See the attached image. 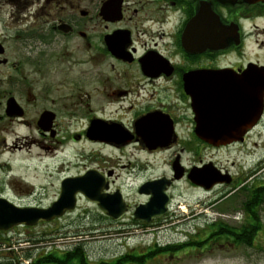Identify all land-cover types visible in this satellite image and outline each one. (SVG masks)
Returning <instances> with one entry per match:
<instances>
[{
  "label": "flooded vegetation",
  "instance_id": "af4514ba",
  "mask_svg": "<svg viewBox=\"0 0 264 264\" xmlns=\"http://www.w3.org/2000/svg\"><path fill=\"white\" fill-rule=\"evenodd\" d=\"M259 19H264V1L0 0V130L14 126L28 130L30 134L21 137L27 147L35 144L51 157H58L65 144L90 146L86 158L92 164L84 166L75 176L93 170L105 177L108 183L105 193L119 191L127 206L120 222L129 219L133 225L148 227L182 216L170 211L174 202L172 188L186 182L204 195L199 198L201 201L198 199L201 211L198 214L191 211V221L219 226L222 235L232 241L230 247L241 240L250 241L256 235L250 224L261 220L256 210L264 203V154L257 155L254 149L259 145L254 137L263 134L264 106L257 123L240 140L215 147L194 134L197 119L192 98L204 96L218 86L211 77L214 72L223 71L230 87L243 78L247 69L250 83L254 78L252 69L264 68L258 59L244 57L246 25L256 30ZM149 114L156 115L140 128L156 130L160 123L166 126L170 122L168 146H147L137 124ZM201 117L206 122L215 116L206 109ZM114 126L118 133L113 132ZM239 127L246 128L240 124ZM106 128L107 133L102 131ZM13 142L7 143L6 137H0L3 151L21 148ZM162 142L156 140L152 144ZM192 145L216 151L233 148L238 158L233 159L230 167L200 156L186 164L181 155ZM250 145L251 150L247 147ZM174 147L179 149L170 158L168 175L161 176L171 180L166 190L169 197L166 213L150 221L136 220L135 208L149 199L139 192L141 185L161 177L142 180L136 189L145 200L131 205L121 187H112L116 175L109 152L119 151L135 162L134 166L141 162L139 171L129 172L132 177L149 168L148 158ZM175 159L183 170L179 179L173 178ZM207 163L223 176V182L209 189L194 185L187 178L191 168ZM23 182L24 177L18 176L14 189L31 193L32 185ZM59 189L60 183L58 193ZM0 198H4L1 193ZM87 202L97 216L113 221L95 203ZM213 209L217 217L208 214ZM239 216L245 220V226L239 229V225L233 224L229 234L225 227L233 223L230 219L239 220ZM17 228L31 227L15 226L0 234H9ZM206 240L208 234L201 240L207 247ZM182 250H168L153 257L180 258Z\"/></svg>",
  "mask_w": 264,
  "mask_h": 264
},
{
  "label": "rangeland",
  "instance_id": "374dc122",
  "mask_svg": "<svg viewBox=\"0 0 264 264\" xmlns=\"http://www.w3.org/2000/svg\"><path fill=\"white\" fill-rule=\"evenodd\" d=\"M255 24L256 30L246 25L248 37L245 42L244 57L255 58L264 63V33L262 32L264 19L257 20ZM261 133L263 134L254 137L259 144L254 148L257 155L264 154V129ZM29 134L28 130L18 126L0 130V137H6L7 143L14 141V145L21 147L19 149L15 147L9 151H3L5 147H0V193L2 197L15 205L46 208L56 200L58 185L63 178L75 176L84 166H91L92 163L86 158L91 147L65 144L63 150L59 152V158L51 157L38 149L35 144L27 147L21 137ZM60 137L61 135L59 136L61 141ZM247 147L249 150L253 148L252 145ZM200 148L198 145L188 146L187 152L181 155L183 162L190 164L200 156L202 159H212L230 167L233 159L238 158L235 157L236 152L233 148L219 151ZM178 149L179 147H174L173 150L163 151L148 158L149 168L143 170V173L133 174L132 177H129V172L133 169L134 173L139 171L141 162H136L137 166H134L135 162L124 158L119 151H110L112 159L110 164L116 175L112 187H121L123 195L131 205L143 203L145 198L137 193V186L142 180L168 175V163ZM106 152L107 150L103 151V153ZM140 159L142 161L143 156ZM18 176L24 177V185L28 186V183L32 185L31 193L30 190L14 189ZM172 191L174 202L170 211L183 214L176 217L178 220L182 218L183 221L180 223L174 219L160 225L142 227L133 225L129 219L122 222L108 221L97 216L93 206L80 197L75 210L66 216L48 223H39L27 230L17 228L9 234H0V257H17V262L27 264L28 261L23 259L26 252L35 256L46 252H55L60 255L68 246L80 242L91 263L112 262L125 253L140 254L169 243L183 244L201 241L205 235L219 230L217 225L210 227L190 220L193 216L190 215L191 211L197 214L201 211L198 199L202 198L203 194H199L186 182L174 186ZM213 212H215L214 209L209 210L208 214L211 217H217ZM256 212L261 220H255L250 224L251 228L256 229V235L249 241L250 244L241 242L235 247H230L228 244L232 241L219 233L218 236L210 237L209 235L208 242L205 241L208 244L207 247L203 246L204 241L192 250L183 246L180 248L183 249L179 254L180 258H169L166 255L147 257L143 259V264H264V203L260 208L257 207ZM93 215L95 218L92 217ZM240 216L239 220L230 219L233 223L225 227L229 234L233 224L239 225V229L245 226L243 224L245 220ZM184 222L185 224H182ZM212 238L214 241L210 242ZM200 251L202 252L199 255Z\"/></svg>",
  "mask_w": 264,
  "mask_h": 264
},
{
  "label": "water",
  "instance_id": "95a60500",
  "mask_svg": "<svg viewBox=\"0 0 264 264\" xmlns=\"http://www.w3.org/2000/svg\"><path fill=\"white\" fill-rule=\"evenodd\" d=\"M257 1L264 0H248L251 3ZM253 72L254 78H251L250 83L248 82L247 69L243 74V78L237 82L234 81L233 86L230 87L227 85L229 83L223 71L214 72V76L211 77L212 80H216L218 86L209 90L204 96L192 98V108L197 119L194 128L196 137L218 147L240 140L247 130L257 123L264 105V68L256 66L255 71L252 69ZM235 83L240 85L234 86ZM247 85H250V88ZM206 109L213 112L215 117L205 122L201 117V113ZM155 115L145 116L137 124V129L142 133L147 146L151 148L166 147L170 144L172 132L170 122L166 126L160 123L159 129L156 128V130L140 128L141 124L151 121ZM239 124L246 126V128L239 127ZM112 130L114 133L119 132L116 126ZM102 131L107 133L108 130L106 128ZM156 140H162L163 142L152 144ZM172 168L174 171L173 178H181L183 170L177 159L173 162ZM187 178L192 184L202 186L205 189L223 182V176L211 163H207L202 167L191 168ZM170 183V179L161 177L142 184L139 192L148 195L149 199L145 204L138 205L135 208L133 217L136 220L150 221L155 217L163 216L167 211L169 202L166 190ZM107 189L108 183L105 177L90 170L81 175L63 178L60 182L56 200L46 208L17 207L6 199L0 198V231H7L20 225L32 227L39 223H48L59 219L66 212L75 209L77 196L95 203L99 209L105 212L106 216L113 221H118L124 216L127 206L119 191L108 194L105 193Z\"/></svg>",
  "mask_w": 264,
  "mask_h": 264
},
{
  "label": "trees",
  "instance_id": "16d2710c",
  "mask_svg": "<svg viewBox=\"0 0 264 264\" xmlns=\"http://www.w3.org/2000/svg\"><path fill=\"white\" fill-rule=\"evenodd\" d=\"M253 231L256 230L255 228H252ZM221 233V229L219 227V230L215 233H210V237L213 235H217ZM208 235V238H209ZM218 236V235H217ZM248 237V236H247ZM241 242H243L241 240ZM245 243H249L248 239H245ZM202 241H192V242H186L179 246L175 245H166L165 247H155L154 249L148 250L146 253H140V254H128L125 253L121 255L120 257L115 258L112 262H97V263H91L89 261V258L87 256V253L84 249V247L81 245L80 242H76L70 246H68L60 255L57 253H43L39 256L32 255L30 253H24L23 259L27 260V264H143V259L153 257L155 254L160 252H166L168 250H177L185 247H192V246H198ZM17 257H0V264H20V262H17Z\"/></svg>",
  "mask_w": 264,
  "mask_h": 264
}]
</instances>
